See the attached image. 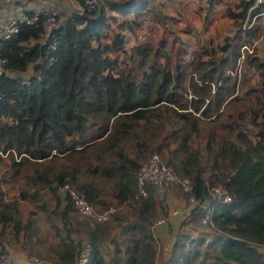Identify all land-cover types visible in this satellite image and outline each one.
<instances>
[{
    "label": "trees",
    "instance_id": "obj_1",
    "mask_svg": "<svg viewBox=\"0 0 264 264\" xmlns=\"http://www.w3.org/2000/svg\"><path fill=\"white\" fill-rule=\"evenodd\" d=\"M78 1L85 10L62 18L55 47L42 42V22L23 24L3 42L9 72L0 78V150L9 159L0 177V222L19 226L17 197L35 199L41 186L57 192L69 183L98 206L131 209L126 223L116 216L112 260L101 246L114 218L86 216L88 264H156L150 227L157 201L152 185L146 184V196L139 192L138 170L158 152L179 178L191 179L188 194L200 202L190 220L200 221L212 185L232 195L228 201L211 198V220L201 223L214 228L213 235L178 231L166 264H264V56L247 52L243 76L251 66L260 77L257 83L244 79L242 92L234 72L241 45L264 29L243 26L254 0L226 5L225 14L238 24L235 34L207 53L192 47L188 59L187 44L171 25L156 40L142 38L126 49L124 28L144 27L154 0H96L91 9ZM263 10L264 0L251 13ZM156 17L166 25L167 14ZM196 42L202 45L201 37ZM18 180L25 186L6 198L3 183ZM102 182L113 188L115 200L102 198ZM64 191L66 209H75ZM79 242L65 241L52 258L72 264Z\"/></svg>",
    "mask_w": 264,
    "mask_h": 264
},
{
    "label": "crops",
    "instance_id": "obj_2",
    "mask_svg": "<svg viewBox=\"0 0 264 264\" xmlns=\"http://www.w3.org/2000/svg\"><path fill=\"white\" fill-rule=\"evenodd\" d=\"M52 1L57 5H63L65 8L68 6L64 0ZM221 1L223 0H218L217 2ZM232 1L238 2L239 0ZM233 3L228 2L226 5L231 4L233 6ZM34 8L43 9L40 4L35 3V0H9L0 4V11L6 13ZM259 18L264 22V13ZM256 49L258 54L264 56L263 38L257 40ZM248 71L255 72L259 80L260 74L257 70L249 66ZM105 185L107 187L102 191V198L106 202L115 200L116 198L112 195L113 188L108 184ZM4 195L6 198L18 196L6 191ZM49 196L51 200L48 201L43 198V192H38L35 199L30 196L25 198L17 197V220L19 226L14 227L12 223L0 222V264H31L28 261V250L49 257H58L61 251H64L65 241L68 242L70 239H73V242L89 240L83 221L87 217L78 213L73 207L66 209L68 200L65 191H52V193L49 192ZM190 200V202L185 201L186 203L182 205L180 203H178V206L171 207L170 205V211L166 215L158 211L155 214L156 216L150 230L155 238L156 264L167 263L178 231L184 230L192 237H199L202 234L210 237L215 233L214 228L207 224H202L200 221L198 224V221L193 224L189 214L197 206V202ZM64 211H67V215L63 214ZM160 217H164L165 220L156 224L155 220ZM29 218L32 221L26 227L25 225ZM122 222L126 223L127 219H123ZM111 224L112 233L104 236L101 246L103 252L110 260H112L111 255L115 247L112 237L120 231L119 225H114L113 222ZM75 254L70 257L67 256L65 263H71L75 258Z\"/></svg>",
    "mask_w": 264,
    "mask_h": 264
},
{
    "label": "rangeland",
    "instance_id": "obj_3",
    "mask_svg": "<svg viewBox=\"0 0 264 264\" xmlns=\"http://www.w3.org/2000/svg\"><path fill=\"white\" fill-rule=\"evenodd\" d=\"M38 1V2H37ZM66 4L68 5L66 8L63 5H57L52 0H35L36 4H40V7L42 6L43 10H56L59 14V18L62 20V18H65L67 15L71 13L72 10H74L77 5V0H64ZM153 1V0H152ZM218 0H214L211 2V0H154L153 3L155 5L154 11H149L146 15V21L144 27H139L137 31H129L128 29H125V47L127 50L131 48L138 40L142 38H152L157 39V36L162 33H167V27L166 26H174L177 30V32L180 34V36L185 40L188 48V54L186 55V59L192 58V47L201 49L204 51V53L211 51L214 46H218L220 43H223L225 38L228 36H232L235 34V32L238 29V24L234 23V18L229 16L228 14H225V8L226 4L228 2H234L235 5L237 2L232 0H223L221 2H217ZM152 3V2H151ZM149 3V5L151 4ZM190 5V6H189ZM233 5V7H234ZM65 8V9H64ZM152 12V13H151ZM155 12V13H154ZM156 13L167 14V17L165 19L166 25L162 21H158L156 17ZM264 13V12H263ZM262 12L258 14L254 20V23L251 27L257 26L260 24V26L264 25V22L262 19H260V15L263 14ZM168 15L172 17H168ZM121 16L119 15L118 18ZM173 17L175 18V21H172ZM253 14L251 13V9L248 10L247 16L243 18L242 23L247 21L249 19L252 21ZM248 23V22H247ZM114 26L117 27L116 23L113 22ZM188 28L191 29V31H188ZM250 28V27H249ZM120 29V27H118ZM261 30L254 39L258 40L259 38L264 39L263 31ZM197 36L201 37V43L202 45H199V43L196 42ZM207 48V50H206ZM119 55V58L123 61L128 60V56L123 51H119L116 53ZM242 62L243 67L241 66L240 72H238V89L240 92H242L243 89V81L245 80V84L250 83H257L258 76L256 77V73L252 71H248L246 73V77L243 76L244 66ZM235 72V70H234ZM3 158V159H2ZM0 158V177H2L4 172L7 170V164L5 162L8 161L9 157L4 156ZM104 182V181H103ZM101 183V186L106 188L107 186ZM4 189L6 192H11V194L18 195L19 190L25 186V183L21 180L18 181H11L7 183H3ZM1 185V188H3ZM40 192H43V198L48 200H51L49 196V192L52 193L49 186H41ZM152 193L155 195V199L157 201V211L159 213H162L166 215L170 211V205L172 206H178V203L181 205L187 202H190V196L188 192L184 189V187L181 186L180 181H174L168 188L162 192L159 193L155 190L153 187ZM11 198V197H8ZM56 199V198H55ZM190 200V201H189ZM113 203V202H112ZM111 204V203H110ZM118 206V211L113 216V224H117L118 219L116 216H119L122 218V216L126 217L125 219L131 218V212L130 208L126 205H118L116 203H113ZM98 206V205H97ZM100 207V206H98ZM75 210L80 213L76 208ZM157 213V212H156ZM81 214V213H80ZM83 215V214H82ZM156 216V215H154ZM198 221V219H194L192 222L195 224ZM199 221L197 222V224ZM193 226V225H192ZM194 227V226H193ZM195 228V227H194ZM192 231V230H191ZM28 249V248H27ZM264 249V246H263ZM28 254H36L41 256H46L44 254H39L36 252H32L28 250ZM28 261H30L28 259ZM31 263V262H30Z\"/></svg>",
    "mask_w": 264,
    "mask_h": 264
},
{
    "label": "built area",
    "instance_id": "obj_4",
    "mask_svg": "<svg viewBox=\"0 0 264 264\" xmlns=\"http://www.w3.org/2000/svg\"><path fill=\"white\" fill-rule=\"evenodd\" d=\"M8 1L9 0H0V4ZM261 1L263 0H254V3L249 7V10ZM86 2L87 8L91 9L95 7L96 0H86ZM75 10L83 12L85 10V6H83L78 1V5ZM261 12H264V10L253 14V17L251 19L252 21L247 19V21L243 24L244 28L251 27L256 16ZM39 22H42L44 26V34L41 38L42 42L46 43L48 48L55 47L57 41L56 38H53V36L55 35V30L60 26L62 22V20L59 18L58 12L55 9L43 10L34 8L31 10L24 9L20 12L11 13L0 11V78L5 73L9 72V69L7 68V58L1 53L3 42L17 36L23 24L34 25L38 24ZM256 45V39L245 41L241 45V52L238 56L235 71L240 72L242 62L244 61L247 52L255 53L257 50ZM23 81L29 82L28 77H24ZM0 154L6 156L7 152H3L2 150H0ZM138 181L139 192L143 196H146L148 194L146 184L152 185L156 191L162 193L174 181H180L181 186L184 187L187 192L192 191L191 179L189 177L179 178L174 170L168 165V163L158 152H153L152 154H150L148 158L141 164L138 170ZM59 188L61 190H68L75 208L81 214H83L84 216H88L92 220L108 221L113 218L114 214H116V212L118 211V206L113 203L98 207L96 204L90 201L82 191H78L69 183H65L63 185L60 184ZM210 190L211 196L204 204V206L206 207L205 213L200 217V222L203 223L211 220L213 209L212 206H209L211 198L217 200L221 199L224 201L231 200L232 198L231 193L220 185H212ZM190 199L196 201L197 203L200 202V200L196 199L193 194H190ZM164 220V217H160L155 220V223L158 224L163 222ZM90 252V242L88 240L80 241L77 244V256L72 264H88L90 260ZM28 259L30 260L31 264H62L52 257H46L36 254H28Z\"/></svg>",
    "mask_w": 264,
    "mask_h": 264
}]
</instances>
